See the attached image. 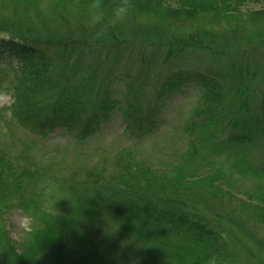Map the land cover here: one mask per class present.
I'll return each mask as SVG.
<instances>
[{"label":"trees","instance_id":"obj_1","mask_svg":"<svg viewBox=\"0 0 264 264\" xmlns=\"http://www.w3.org/2000/svg\"><path fill=\"white\" fill-rule=\"evenodd\" d=\"M0 1V88L16 73L11 118L0 109V264H264L212 210L264 226V32L247 33L264 0H132L136 14L99 36L94 0ZM190 88L183 141L157 162L65 166L24 136L84 141L116 116L143 136ZM15 209L32 224L18 242Z\"/></svg>","mask_w":264,"mask_h":264},{"label":"rangeland","instance_id":"obj_2","mask_svg":"<svg viewBox=\"0 0 264 264\" xmlns=\"http://www.w3.org/2000/svg\"><path fill=\"white\" fill-rule=\"evenodd\" d=\"M1 4L2 1H0ZM252 8L260 9L262 4L254 5ZM246 9L251 10V7ZM262 32H264V25L260 24L247 30L248 35H258ZM4 36L6 35L0 34V37ZM9 73L3 86L1 84L0 109L4 108L5 116L11 118L9 107L12 100L9 91L12 83L16 81V73L11 70H9ZM185 90L187 91L184 95H177L164 101L160 113L153 117V124L158 127L143 136H141L142 131L130 133L125 121L120 116H116L110 123L103 125L98 133L84 142L78 140L73 134L66 132L65 129L57 128L50 132L47 137L40 138L34 137L29 129L28 132L22 128L19 129L15 123L11 126L16 136L21 132H27L24 136L30 141L36 142L35 155L39 157L42 154H53L59 160H64L65 166L69 164L71 167L77 165L85 167L109 166L112 169V160L121 153H130L134 158L157 162L167 152L179 149L183 141L180 125L188 121L192 111L198 106V91L194 88ZM50 124H52L51 121H46L47 126ZM148 125L149 123H146L143 127ZM117 164H120V160L116 158L114 166H118ZM66 173H70V170ZM199 207L200 205L197 207L198 212H202ZM223 208L222 205H218L212 210L216 212L217 217L222 218V221L219 220L218 223L220 224L221 221L224 230L235 237L230 242L233 245L237 244L239 247H243L247 252L250 251L247 256L259 254L264 257V226L259 227L253 221L242 220L239 223L237 218ZM7 225L11 238L18 242L22 239L24 232L30 230L32 224L21 209H15L9 215ZM251 260L254 261L252 258Z\"/></svg>","mask_w":264,"mask_h":264},{"label":"clouds","instance_id":"obj_3","mask_svg":"<svg viewBox=\"0 0 264 264\" xmlns=\"http://www.w3.org/2000/svg\"><path fill=\"white\" fill-rule=\"evenodd\" d=\"M135 14L132 0H117L112 8L107 11L103 6L102 0H94L86 11V23L93 28H98L99 26L95 33L99 36L107 27L123 23Z\"/></svg>","mask_w":264,"mask_h":264},{"label":"bare ground","instance_id":"obj_4","mask_svg":"<svg viewBox=\"0 0 264 264\" xmlns=\"http://www.w3.org/2000/svg\"><path fill=\"white\" fill-rule=\"evenodd\" d=\"M202 211H203V209L201 208V207H199ZM203 216H205L206 218H209L210 216H211V214L210 213H207V212H205L204 214H203Z\"/></svg>","mask_w":264,"mask_h":264}]
</instances>
